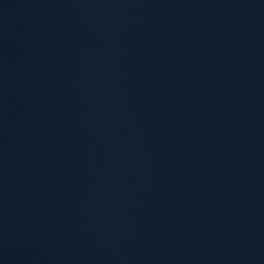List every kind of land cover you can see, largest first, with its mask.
Returning <instances> with one entry per match:
<instances>
[{
    "label": "water",
    "instance_id": "obj_1",
    "mask_svg": "<svg viewBox=\"0 0 264 264\" xmlns=\"http://www.w3.org/2000/svg\"><path fill=\"white\" fill-rule=\"evenodd\" d=\"M0 264H264V0H0Z\"/></svg>",
    "mask_w": 264,
    "mask_h": 264
}]
</instances>
